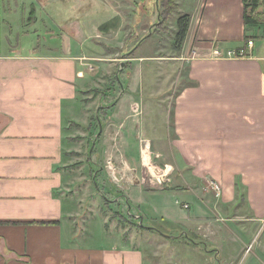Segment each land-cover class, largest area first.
Returning <instances> with one entry per match:
<instances>
[{
	"label": "crops",
	"instance_id": "0c3cea01",
	"mask_svg": "<svg viewBox=\"0 0 264 264\" xmlns=\"http://www.w3.org/2000/svg\"><path fill=\"white\" fill-rule=\"evenodd\" d=\"M177 3L181 16L190 17L186 39L180 49L175 48L173 56L179 68H187L186 76L179 77L187 85L170 94L175 95L171 107L158 106L163 126L173 128L169 150L183 165L180 168L185 175L181 169L179 175L186 176L183 182L187 186L184 190L164 192L189 196L183 205L188 206L184 225L193 238L181 243L178 236H162L159 248L155 244L150 255L140 236H123L127 231L121 228L118 232L106 213L99 217L106 229L98 236L102 242L95 245L90 242L95 232L89 231L90 223L83 214L88 201V190L83 185L87 189L88 179H83V170L76 167L80 157L75 154L73 142L79 129L73 128L72 123L88 126L90 130L91 122L82 100L83 94L95 85L92 75L95 67L93 71L89 67L93 65L91 61L97 60L78 47L74 52L66 44L57 48L49 45L46 49L35 44L26 51L22 47L2 53L7 43L2 35L0 264H212L213 257L226 264H237L247 254L253 255L254 264H264V234L258 233L257 227L252 229L264 223V25L245 23L244 0H177ZM263 14L264 0H261L255 15ZM175 28L176 37L178 28ZM152 36L153 31L137 45V50ZM249 40L254 45L246 48V57L227 56L228 52L245 48ZM215 49L222 55L215 56ZM155 57L138 55L137 59L150 62ZM103 61L98 65L106 64ZM163 92L143 87L121 91L118 102L111 106L113 113L122 112L117 124L120 133L114 132L117 122L113 120L106 129L101 123L98 126L89 162L97 165L98 160L104 159L108 166L89 173L94 192L101 201H106L111 213L118 204L132 203L138 211L146 205L143 201L146 166L153 163L152 154L159 159L167 150L163 152L160 148L151 153L148 144L151 141L145 138L136 149L132 134L135 120H139L136 115L142 109L149 115L152 112L142 97L160 96ZM233 92L242 98L234 101L237 105H229L221 98ZM235 106L250 111L244 126H235L237 122L243 123L233 119ZM228 109L230 115H226ZM171 118L173 126L168 125ZM225 131L228 136L223 134ZM105 134L110 150L101 157L97 141ZM144 149L150 152L149 164L144 161ZM167 169L169 173L166 170L164 175H172L173 167L168 165ZM106 175L112 177V184L106 185L116 187L118 196L114 199L109 198L111 190L109 196L103 195L101 183ZM206 178L218 181L221 188L218 196L209 188V182L205 186ZM239 179L241 186L237 185ZM32 222L57 224H28ZM178 245L183 247L179 249ZM161 248L169 252L168 261L163 258L159 261ZM179 251L189 259L180 257Z\"/></svg>",
	"mask_w": 264,
	"mask_h": 264
},
{
	"label": "rangeland",
	"instance_id": "374dc122",
	"mask_svg": "<svg viewBox=\"0 0 264 264\" xmlns=\"http://www.w3.org/2000/svg\"><path fill=\"white\" fill-rule=\"evenodd\" d=\"M157 2V0H0V37L4 35L7 42L4 48L0 49L2 53L21 50L22 47H25L24 51H26L35 44H39L41 49H46L49 45H54L53 48H57L66 44V47L71 46L74 52L78 47L89 54L93 60H97V63L90 62L93 64L90 66L93 69L95 67V71L92 73L95 85H92V89L83 94L84 99L82 100L86 105V114L91 122L90 130H88V126L72 123L73 128L79 129L73 142L77 149L75 154L80 157L77 159L76 167L83 170V179L86 177L88 179L87 189L83 185L84 190H88V195L86 192L88 201L83 208V214L90 223L89 231L95 232L90 242L94 245L102 242L98 236L102 230L106 229L99 217L101 214L108 213L111 222L117 226V231L119 232L121 228L127 231L126 234H123L125 237L132 234L140 236L141 242L144 240L142 245L148 254L151 253L150 255L153 254V248L162 243V236H178L181 243L186 242L188 237L193 238V234L184 225L188 211L183 205L185 200L190 199L189 196L185 193L164 192L173 189L184 190L187 186L183 182V178L185 180L186 177H184L185 171L180 168L183 165L175 155V158L173 157L169 150V142L173 140V128L169 129L167 126H163L164 121L159 114L161 107L158 106L161 104L164 108L171 107L175 95L170 94L174 91L179 92L183 86L187 85V81L179 80V77L186 76L187 68H179L176 62H173L176 50L175 44H173L175 37L173 32L177 27L178 18L182 15L181 9L179 8L171 16L168 25L171 30L169 34L154 31L153 36L139 50L135 47L139 40L150 34L158 22ZM181 7L182 10L185 9V5ZM159 49L160 53H157ZM138 55H155L157 57L150 62H140L137 59ZM108 60L112 63H108ZM101 61L106 64L98 65V62ZM142 87L149 90L159 88L164 92L160 96L142 97L144 104H148V109L152 110L150 112L152 115L144 112V109L136 115L139 120H135L132 143L137 149L141 146L142 138H145L151 141L148 143L151 153L160 148L163 152L167 151L159 159L152 154L153 163L146 166L147 185L145 187L146 197L144 196L146 200H143L146 204L144 209L138 211L132 203H126L129 204V207L126 204H118L114 206L111 213L110 207L105 204L106 201H101L94 192L91 183L92 173L91 175L89 173L92 169L99 170L107 167V161L100 159L97 165L91 164L89 162V158L92 159L90 151L99 132L100 123L106 129V126L110 125L113 120L117 122L113 129L114 132L120 133L117 124L121 121L122 112L116 110L113 113L111 106L118 102L121 91ZM221 98L229 105L231 103L237 105L234 101L242 100L241 96L235 92ZM112 113L115 114L114 117L111 115ZM230 114V109H228L226 115ZM232 115L233 119L243 122L241 124L237 122L235 126H244V122L247 121L245 116L249 117L250 111L245 108L238 110L235 106ZM168 125L173 126L172 118ZM223 134L228 136L226 131ZM108 140L109 138L105 134L97 141L98 148L102 151L101 157H105L108 149L110 150ZM135 153L137 152L135 151ZM168 165L173 167V173L170 176H165L166 170L169 173ZM226 167H230V165L226 164ZM180 169L183 171V176L179 175ZM111 179L110 175L104 176L101 185L105 191L103 195L109 196L111 190L112 195L109 198L114 199L118 196L116 187L113 186L115 188L112 190L113 187L106 185L107 183L112 184ZM211 182L218 181L206 178L205 186ZM241 182L239 179L238 186L242 185ZM158 190L161 192L156 193ZM214 195L217 196V193L214 192ZM167 221L178 223L170 224ZM146 227H151L152 230L146 229ZM256 227L258 233L264 234V223L259 226L255 225L252 229ZM195 240L200 241V239ZM172 245L176 246L173 243ZM177 247L181 249L183 246L178 245ZM161 249L162 255H159V261L162 258L168 261L170 259L169 252L164 251L166 248ZM255 249L256 247L254 251ZM179 253L183 259H189L183 252L179 251ZM252 256V254H247L237 264H254ZM212 260V264H226L221 258L217 260L213 257Z\"/></svg>",
	"mask_w": 264,
	"mask_h": 264
},
{
	"label": "trees",
	"instance_id": "16d2710c",
	"mask_svg": "<svg viewBox=\"0 0 264 264\" xmlns=\"http://www.w3.org/2000/svg\"><path fill=\"white\" fill-rule=\"evenodd\" d=\"M158 2V9H159V16H158V22L154 25L152 31L156 33H164L169 34L170 29L168 27L171 16L174 12H177L180 8L179 4L177 3V0H157ZM245 2V23L248 26H257V25H264V14L260 15L258 17L256 14L261 0H244ZM247 11V12H246ZM249 11V14H248ZM189 24H190V17L188 15L181 16L177 21V28L178 31L176 33L175 37V48L180 49L182 44L184 43L188 30H189ZM148 36L143 37L137 45L142 44ZM264 38V35H263ZM237 185H239V182H237ZM28 224H38V225H52L57 224V222H32ZM142 228H145L142 226ZM146 229L152 230L151 227H146ZM157 231V230H156Z\"/></svg>",
	"mask_w": 264,
	"mask_h": 264
},
{
	"label": "built area",
	"instance_id": "2783aa9c",
	"mask_svg": "<svg viewBox=\"0 0 264 264\" xmlns=\"http://www.w3.org/2000/svg\"><path fill=\"white\" fill-rule=\"evenodd\" d=\"M254 45V41L253 40H249L247 42V46L239 51H232V52H228L227 53V56L228 57H233V58H243V57H246L247 56V49L246 48H252ZM214 55L215 56H221L222 53L220 52L219 49H215L214 50ZM90 70L92 71L93 70V67H89ZM211 186V187H210ZM209 188L212 189L214 192L217 193V196L219 195V193L221 192V188H220V185L218 182H211L209 184ZM185 208H188V206H185Z\"/></svg>",
	"mask_w": 264,
	"mask_h": 264
},
{
	"label": "bare ground",
	"instance_id": "6f19581e",
	"mask_svg": "<svg viewBox=\"0 0 264 264\" xmlns=\"http://www.w3.org/2000/svg\"><path fill=\"white\" fill-rule=\"evenodd\" d=\"M149 156H150L149 150L148 149H144L143 157H144V161H145L146 164H149Z\"/></svg>",
	"mask_w": 264,
	"mask_h": 264
}]
</instances>
